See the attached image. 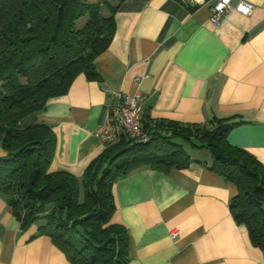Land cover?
<instances>
[{
	"label": "crops",
	"instance_id": "crops-1",
	"mask_svg": "<svg viewBox=\"0 0 264 264\" xmlns=\"http://www.w3.org/2000/svg\"><path fill=\"white\" fill-rule=\"evenodd\" d=\"M214 1L126 0L120 6L111 43L94 60L99 81L80 74L65 95L27 117V125L45 124L55 135L50 172L82 181L107 147L96 130L119 93L142 96V129L159 120L199 126L225 120L228 142L264 164V0H246L253 5L248 15L232 0L216 24L210 21ZM181 145L190 158L186 168L146 167L112 186L111 222L126 230L128 264H264V251L251 245L230 212L235 185L211 170L206 150ZM37 230L38 224L21 229L0 192V264H70Z\"/></svg>",
	"mask_w": 264,
	"mask_h": 264
},
{
	"label": "trees",
	"instance_id": "trees-1",
	"mask_svg": "<svg viewBox=\"0 0 264 264\" xmlns=\"http://www.w3.org/2000/svg\"><path fill=\"white\" fill-rule=\"evenodd\" d=\"M125 1L0 0V192L21 229L38 224L37 235L48 236L70 264H128L126 230L111 222L112 186L146 167L186 168L190 158L181 144L187 143L206 150L211 170L235 185L232 217L264 251V164L228 142L225 120L214 118L209 126L150 122L143 127L148 141L120 138L86 168L81 182L63 170L50 172L55 135L45 124L27 125V117L65 95L78 75L99 81L94 60L111 43L114 16Z\"/></svg>",
	"mask_w": 264,
	"mask_h": 264
},
{
	"label": "built area",
	"instance_id": "built-area-1",
	"mask_svg": "<svg viewBox=\"0 0 264 264\" xmlns=\"http://www.w3.org/2000/svg\"><path fill=\"white\" fill-rule=\"evenodd\" d=\"M231 1L215 0L212 3L210 21L213 24H216L220 17L231 8ZM234 9L243 15H248L253 10V5L246 0H239ZM135 82H138V79ZM142 110L143 98L139 93L117 94L116 104L109 107L104 122L96 130V135L106 146L118 142L122 137L145 143L149 136L141 127ZM177 236V231L171 232L173 239Z\"/></svg>",
	"mask_w": 264,
	"mask_h": 264
},
{
	"label": "rangeland",
	"instance_id": "rangeland-1",
	"mask_svg": "<svg viewBox=\"0 0 264 264\" xmlns=\"http://www.w3.org/2000/svg\"><path fill=\"white\" fill-rule=\"evenodd\" d=\"M112 5H115V3L114 2H112ZM108 14V10H106V9H103V15H107ZM83 19H81L79 22H78V25L79 24H82L83 23V21H82ZM82 22V23H81Z\"/></svg>",
	"mask_w": 264,
	"mask_h": 264
}]
</instances>
